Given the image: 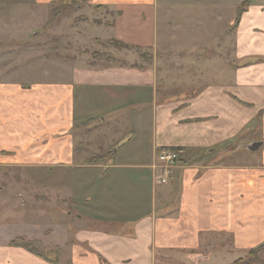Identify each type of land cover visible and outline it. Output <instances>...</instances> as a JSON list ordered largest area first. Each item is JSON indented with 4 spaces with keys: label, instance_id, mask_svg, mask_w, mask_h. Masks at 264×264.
Segmentation results:
<instances>
[{
    "label": "crops",
    "instance_id": "0c3cea01",
    "mask_svg": "<svg viewBox=\"0 0 264 264\" xmlns=\"http://www.w3.org/2000/svg\"><path fill=\"white\" fill-rule=\"evenodd\" d=\"M137 2L152 3L93 0L98 9L118 11ZM234 49L232 84L162 101L151 70L119 62L68 69L64 79L27 83L10 73L1 79L0 178L6 179L0 181V202L7 206L0 218L7 210H24L34 216L24 219L35 221L22 224L25 229L3 227L8 238L0 242V264H156L158 251L163 259L195 252L206 236L231 237L238 251L261 245L264 0H252L242 15ZM247 60L257 62L243 65ZM138 114L145 133L131 128ZM250 126L256 138L247 132L238 139ZM254 142L263 146L241 157L240 147ZM162 149L184 151L183 166L167 185L155 183L151 168ZM113 150V162L89 163ZM24 170L30 174L14 175ZM64 182L72 187L66 213L56 207ZM61 230L69 236L64 245L55 242ZM20 238L41 242L44 251L63 249L66 262L12 246Z\"/></svg>",
    "mask_w": 264,
    "mask_h": 264
},
{
    "label": "rangeland",
    "instance_id": "374dc122",
    "mask_svg": "<svg viewBox=\"0 0 264 264\" xmlns=\"http://www.w3.org/2000/svg\"><path fill=\"white\" fill-rule=\"evenodd\" d=\"M33 1L0 0V80L8 78V73L14 80L27 83L45 78L64 79L63 74L68 69L100 65L114 58L121 64L151 70L159 101L166 97L192 96L194 88L198 87L232 84L230 80L238 65L234 57L235 30L232 26L239 6L246 0H150L152 3L145 7L141 2L121 4L120 11L117 7L98 9L93 0H76L70 6L57 0L41 8L33 5ZM157 2L160 10L155 17L153 7ZM181 3L184 8L180 7ZM78 6L83 9L78 10ZM109 41L123 42L127 48H117ZM150 115L147 112L146 118L150 119ZM139 120L138 114L137 123H132L131 128L145 133ZM250 129L251 126L242 131L238 139L247 132L250 138H256ZM247 145L240 147L244 150L241 157L253 155L243 148ZM28 174L30 172L24 170L14 175ZM175 174L177 176V172ZM5 179L2 176L0 181ZM62 186L56 191V207L66 213L70 210L67 198L72 187L65 182ZM1 203L0 216L7 206ZM13 206L16 204L9 207L14 209ZM9 211L4 215L5 220L0 218L1 244L8 238L1 233L4 226L5 229L7 225L23 227L25 222L35 221L34 218L24 219L34 217L27 211ZM22 227L19 228L22 230ZM14 231L19 232V229ZM67 237L68 234L61 230L55 242L64 245ZM202 240L203 245L192 252V257L187 252L163 259L162 252L158 251L156 264H233L239 259L248 264H264V246L250 256V250L238 251L231 237L206 236ZM197 256L201 258L194 262L192 258ZM60 257L66 262L64 251Z\"/></svg>",
    "mask_w": 264,
    "mask_h": 264
},
{
    "label": "trees",
    "instance_id": "16d2710c",
    "mask_svg": "<svg viewBox=\"0 0 264 264\" xmlns=\"http://www.w3.org/2000/svg\"><path fill=\"white\" fill-rule=\"evenodd\" d=\"M58 1L60 3H63L64 5L66 3H68L67 6H70V5H73V2H75L76 0H58ZM52 4H55V3H52ZM249 5H250V0H246L244 3H242L239 6V8L237 10V17H236L235 22H234V24L232 26V29L235 30L238 27V25L240 23V19H241L242 15L248 9ZM98 8H100V7H98ZM109 44H111V45L114 44V46H116L117 48H127V46L123 42L109 41ZM108 62H116V61H115L114 58H109ZM255 62H257V61L256 60H247V61H245L243 63V65H250V64L255 63ZM125 142H126V140L123 141L121 144L123 145ZM114 157H115V154H114V150H113L111 153H109V155H103V156L94 157L93 159H91L89 161V163L93 164V163H98V162H101V161H106V158H107L108 161L113 162ZM11 244H12V246L21 247V248H23V249H25V250H27V251H29L31 253H34V254L42 257V258H45L47 261H50V262H53V263H58L59 262V257H60V254L62 252V250L60 248H57L56 250L50 251L49 253L45 254L43 252L42 243L41 242H39V241H30V240H26L25 238L16 239V240L12 241ZM262 246H264V242L261 245L251 249L249 255L250 256L254 255L256 252L259 251L260 247H262ZM256 248H258V249H256ZM181 252H183V253L189 252V253H191V257L194 254V253H192L190 251H185V250H183ZM195 258H192V259L194 260ZM248 263L249 262H247V261H245L243 259H239L236 262H234L233 264H248ZM67 264H71V263L68 262Z\"/></svg>",
    "mask_w": 264,
    "mask_h": 264
},
{
    "label": "built area",
    "instance_id": "2783aa9c",
    "mask_svg": "<svg viewBox=\"0 0 264 264\" xmlns=\"http://www.w3.org/2000/svg\"><path fill=\"white\" fill-rule=\"evenodd\" d=\"M183 155L184 151L180 149L160 150L151 167L155 183L161 185L169 184L180 168Z\"/></svg>",
    "mask_w": 264,
    "mask_h": 264
},
{
    "label": "water",
    "instance_id": "95a60500",
    "mask_svg": "<svg viewBox=\"0 0 264 264\" xmlns=\"http://www.w3.org/2000/svg\"><path fill=\"white\" fill-rule=\"evenodd\" d=\"M262 146H263V142H254V143H251L250 145H247V146H245L243 148L246 149V150H248L249 152H256ZM198 258H201V257H198L197 256L193 261L196 262L198 260Z\"/></svg>",
    "mask_w": 264,
    "mask_h": 264
},
{
    "label": "flooded vegetation",
    "instance_id": "af4514ba",
    "mask_svg": "<svg viewBox=\"0 0 264 264\" xmlns=\"http://www.w3.org/2000/svg\"><path fill=\"white\" fill-rule=\"evenodd\" d=\"M190 257H191V255H190Z\"/></svg>",
    "mask_w": 264,
    "mask_h": 264
}]
</instances>
